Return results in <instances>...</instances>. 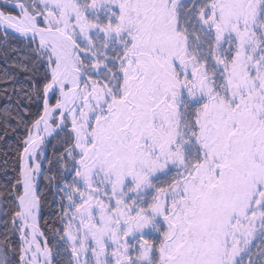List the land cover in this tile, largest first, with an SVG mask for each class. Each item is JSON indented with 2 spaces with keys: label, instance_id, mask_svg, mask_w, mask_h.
Here are the masks:
<instances>
[{
  "label": "rangeland",
  "instance_id": "rangeland-1",
  "mask_svg": "<svg viewBox=\"0 0 264 264\" xmlns=\"http://www.w3.org/2000/svg\"><path fill=\"white\" fill-rule=\"evenodd\" d=\"M9 1L19 3L34 24L50 26L71 41V59L81 78L64 117L72 143L55 157L60 138L49 139L35 156L37 166L31 164L36 204L31 212L41 230L47 209L55 227L51 239L42 232L50 264H238L237 257L246 256L264 232V52L258 55V37L237 22H264V0H228L227 26L241 43L233 63L223 68L235 93L227 114L223 105L214 113L209 105L201 114L199 134L215 116L204 141L210 152L204 169L159 193L149 191L151 180L168 164L181 163L185 134L191 131L188 119L174 111L178 99L190 101L194 113L198 102L220 99L213 87L211 55L197 57L199 40L184 28L189 11L180 5L197 0H130L114 32L87 19L102 0ZM225 3L198 2L199 21L222 22ZM0 15L7 19V29H25L30 37L29 27L12 8L0 4ZM122 29L126 40L114 56L115 68L108 70L107 50ZM17 37L34 43L45 71L41 116L48 54L31 38ZM17 188L14 203L23 194L20 171ZM17 213L18 208L11 217L12 235L19 245L18 264H24ZM23 233L28 236L26 229ZM6 251L0 239V264H8Z\"/></svg>",
  "mask_w": 264,
  "mask_h": 264
},
{
  "label": "trees",
  "instance_id": "trees-1",
  "mask_svg": "<svg viewBox=\"0 0 264 264\" xmlns=\"http://www.w3.org/2000/svg\"><path fill=\"white\" fill-rule=\"evenodd\" d=\"M129 1L102 0L103 4L96 9L92 8L87 19L93 21L99 28L114 32L116 30L114 25L119 22L122 12H126L128 9ZM208 1L197 0L195 3L185 1L183 5H180V9L189 11V17L184 23V28L186 32L192 33V37L199 40L195 50L197 57L201 58L205 54L211 55V71L214 78L213 87H215L214 90L221 100H215L210 104H204L205 100L201 103L198 102L197 111L194 113L193 106L189 104L190 101L186 100L184 102L182 98L178 99V105L174 110L175 113L186 117L188 123L192 125L189 136L185 134V146L181 150L184 158L180 160L181 163L168 164L164 172L161 171L155 174L151 180L149 191L154 190L159 193L160 190H166L168 192L174 185L181 183L182 176L184 178L186 176H194L204 169L205 161L210 158V152L204 149V141L208 140L211 135L209 130L214 125L215 116L210 117V122L213 125L210 127V122H208L206 128L199 134L200 131L197 126L204 123H201L204 119L201 114L206 111L209 105L212 108V113L220 110L219 106L223 105V112L227 114L229 104H231L230 97L235 93V90L233 92L229 89L227 82L229 74L223 68L225 64L233 63V56L236 50L240 49L241 43L239 38H236L235 34L232 33L230 27L227 26L226 12L231 1L226 0L221 17L222 22L218 21L220 20L219 18H215L214 24H208L205 18L200 22L199 14L196 12L198 2L203 5ZM4 8L9 9L7 7ZM179 11L177 19L183 23L182 18L184 16L182 11ZM261 21L262 18H260V25L258 26H253L249 23L243 25L241 20L237 22L239 28L245 29L246 32H254V35H252L255 38L258 37L260 45L257 50L258 55L259 50H262V53L264 52V37H261L264 22ZM190 22L193 24L192 27L189 25ZM120 32L121 35H118L119 37L112 39L114 41L111 44L112 50L108 49L106 53V56L111 60L107 64L108 70L115 68L114 56L126 40L124 38L126 29H122ZM116 41H118V44ZM256 54L255 50L254 57H256ZM44 73L45 71L43 72L34 52V43L32 41L4 34L0 31V239L5 246V250L7 249L8 264H18L19 262V245L14 234L12 235L11 223V217L17 209L13 199V189L15 193L19 191L17 182L19 180L20 152L23 147V141L31 124L40 117L43 98L42 87L45 79H47ZM226 117L224 116L225 119ZM223 119L221 120V131L224 132L226 124ZM57 137L60 140L54 144L55 157L72 143V139L66 130H61L50 140H54ZM216 137L217 139L220 138V136ZM180 145V143L175 144V148L179 150ZM172 159L174 158L172 157ZM172 162V160L168 161V163ZM59 163L60 161L56 165H59ZM47 213V209L43 211L40 227L45 237L51 239L55 227ZM150 241L155 243L154 240ZM63 249L68 251V247H63ZM236 261L238 264H264V232L250 246L246 256L237 257Z\"/></svg>",
  "mask_w": 264,
  "mask_h": 264
},
{
  "label": "bare ground",
  "instance_id": "bare-ground-1",
  "mask_svg": "<svg viewBox=\"0 0 264 264\" xmlns=\"http://www.w3.org/2000/svg\"><path fill=\"white\" fill-rule=\"evenodd\" d=\"M8 21L5 17L0 15V26L7 28ZM40 40V39H39ZM65 43V44H64ZM63 45L65 48L71 47L68 40H64ZM42 50L48 54V72L49 81L45 86L47 97L44 102V107L41 116L33 123L31 127V133L26 141V147L23 153L22 171H23V194L20 197L21 207L23 206L21 217H27L28 221L32 224H36V217L31 211L36 210V204L34 201V182H33V167L31 164L34 162L35 156L39 149L42 147L40 142H37L35 146L31 145V141L36 139L41 134L51 130L52 120L54 115L58 114L59 104L58 102L51 104L50 99L57 93L56 76L60 70L65 66V48L61 47L55 42H50L49 45L40 44ZM71 49V48H70ZM76 68L73 66L67 69L62 75L59 76L60 84L64 89V98L66 101V108L69 109L75 102L78 95V81L79 76ZM33 209V210H32ZM27 230V229H26ZM28 236L24 234L21 236L20 242L22 245V261L24 264H50L51 254L48 251L44 252L42 260L40 253L42 251V243L37 237V233L34 227L27 230ZM34 251V253H32Z\"/></svg>",
  "mask_w": 264,
  "mask_h": 264
},
{
  "label": "water",
  "instance_id": "water-1",
  "mask_svg": "<svg viewBox=\"0 0 264 264\" xmlns=\"http://www.w3.org/2000/svg\"><path fill=\"white\" fill-rule=\"evenodd\" d=\"M0 4L8 6L10 8H12L17 14H19V16L22 18V20L25 22V24L29 27V34L30 37L27 33V30L22 29V28H18V29H12L9 30L5 27H0V30L4 33H8L14 36H25V37H29L32 40L37 41V43L40 44H44V45H49L50 42H55L58 45H60L61 47L65 48V45H63L64 40H68L70 43L71 41L61 32L51 28L50 26H38L36 24H34L30 19L29 16L25 14V11L21 8V5L19 3L16 2H11L9 0H0ZM23 34V35H22ZM40 39V40H39ZM65 44V43H64ZM71 48V47H70ZM69 47L65 48V66L62 68V70H60L57 74V78H56V83H57V92H58V104H59V109H58V114H57V121L55 126L41 134L39 137H37L36 139H33L31 141V145L35 146V144L37 142H40L41 144L45 143L46 141H48L51 137H53L54 135H56L60 130L62 129H67L64 126V116L66 114V112L68 111V109L66 108V101L64 98V89L62 87V85L60 84L59 81V76L62 75L64 72L67 71V69L71 68L73 66L72 63V59H71V49ZM77 71V70H76ZM81 84V78H79L77 87L79 88ZM47 97V92L44 91V98L46 99ZM26 147V146H25ZM25 148L22 150L21 152V159H23V153H24ZM20 175H21V179H23V171H22V166L20 169ZM35 190V187H34ZM16 204L18 206V213L17 216L20 218L21 222H22V235L25 229H30L31 227H34L38 233V236L40 238V241L42 243V251L40 253V258L42 260V256L44 255V252L47 251V244L44 241L43 238V234L42 231L39 229L37 223L36 224H32L31 221L27 220V217L24 216L21 217V212L23 209V206L21 207V203H20V197L16 198Z\"/></svg>",
  "mask_w": 264,
  "mask_h": 264
}]
</instances>
